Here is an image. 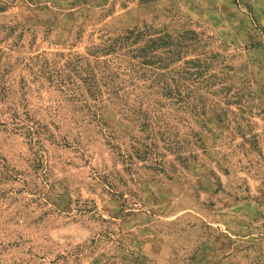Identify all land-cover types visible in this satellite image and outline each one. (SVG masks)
<instances>
[{
  "label": "rangeland",
  "instance_id": "1",
  "mask_svg": "<svg viewBox=\"0 0 264 264\" xmlns=\"http://www.w3.org/2000/svg\"><path fill=\"white\" fill-rule=\"evenodd\" d=\"M0 264H264V0H0Z\"/></svg>",
  "mask_w": 264,
  "mask_h": 264
},
{
  "label": "trees",
  "instance_id": "2",
  "mask_svg": "<svg viewBox=\"0 0 264 264\" xmlns=\"http://www.w3.org/2000/svg\"><path fill=\"white\" fill-rule=\"evenodd\" d=\"M152 25H147L143 29L128 30L123 36L109 40V49L119 46L120 49L127 48V44L135 46L133 49H128V53L132 54L133 58H139L148 60V62H141L143 64H150V59H156L160 65L169 63V61L181 62L184 58H187V49L191 48L192 43H189L193 38L188 37V34H194L193 32H184L183 34L172 35L170 33L159 34L151 32ZM161 50V51H159ZM168 61V62H167ZM199 62V59H185L184 65H194ZM202 65H198L196 68H200ZM183 74H189L186 70H178ZM117 94V93H116ZM118 98V97H117ZM122 106L126 111L136 113L132 107H129L127 102L119 99ZM138 116V113H137Z\"/></svg>",
  "mask_w": 264,
  "mask_h": 264
}]
</instances>
